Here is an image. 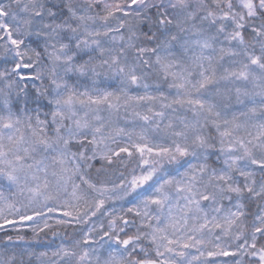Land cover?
Returning a JSON list of instances; mask_svg holds the SVG:
<instances>
[{"label":"snow or ice","instance_id":"1","mask_svg":"<svg viewBox=\"0 0 264 264\" xmlns=\"http://www.w3.org/2000/svg\"><path fill=\"white\" fill-rule=\"evenodd\" d=\"M0 264H264V0H0Z\"/></svg>","mask_w":264,"mask_h":264}]
</instances>
